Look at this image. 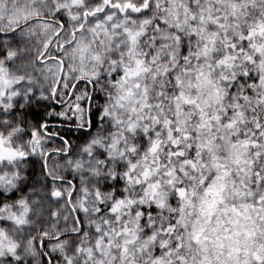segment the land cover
<instances>
[{
  "label": "snow or ice",
  "instance_id": "obj_1",
  "mask_svg": "<svg viewBox=\"0 0 264 264\" xmlns=\"http://www.w3.org/2000/svg\"><path fill=\"white\" fill-rule=\"evenodd\" d=\"M0 264H264V0H0Z\"/></svg>",
  "mask_w": 264,
  "mask_h": 264
},
{
  "label": "rangeland",
  "instance_id": "obj_2",
  "mask_svg": "<svg viewBox=\"0 0 264 264\" xmlns=\"http://www.w3.org/2000/svg\"><path fill=\"white\" fill-rule=\"evenodd\" d=\"M41 106H36L28 115H27V119L32 121V120H35V119H39L41 116H37L36 115V112L38 110H41Z\"/></svg>",
  "mask_w": 264,
  "mask_h": 264
},
{
  "label": "trees",
  "instance_id": "obj_3",
  "mask_svg": "<svg viewBox=\"0 0 264 264\" xmlns=\"http://www.w3.org/2000/svg\"><path fill=\"white\" fill-rule=\"evenodd\" d=\"M36 115H37V116H42V115H43V108H41V110H38V111L36 112Z\"/></svg>",
  "mask_w": 264,
  "mask_h": 264
}]
</instances>
